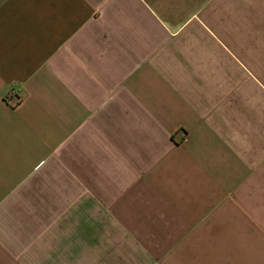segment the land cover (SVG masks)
<instances>
[{
    "label": "crops",
    "instance_id": "0c3cea01",
    "mask_svg": "<svg viewBox=\"0 0 264 264\" xmlns=\"http://www.w3.org/2000/svg\"><path fill=\"white\" fill-rule=\"evenodd\" d=\"M0 264H264V0H0Z\"/></svg>",
    "mask_w": 264,
    "mask_h": 264
}]
</instances>
